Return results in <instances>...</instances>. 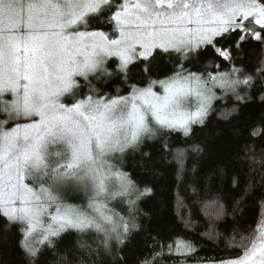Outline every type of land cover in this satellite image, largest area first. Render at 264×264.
I'll return each mask as SVG.
<instances>
[{"label":"snow or ice","instance_id":"snow-or-ice-1","mask_svg":"<svg viewBox=\"0 0 264 264\" xmlns=\"http://www.w3.org/2000/svg\"><path fill=\"white\" fill-rule=\"evenodd\" d=\"M257 48L254 75L243 65ZM110 58L112 71L104 67ZM101 76L120 78L128 94L121 86L102 94L94 83ZM257 79L264 93V0H0V217L5 233L18 225L25 264H264L260 225L231 229L237 259L199 255L205 242L223 240L217 221H235L248 197L264 192V145L255 144L264 119L230 162L239 171L225 164L204 177L216 191L199 241L165 244L147 232L137 241L145 231L137 202L152 189L140 191L122 170L145 139L161 141L166 156L170 135H190L217 99L231 94L237 103L224 118L238 115ZM229 180L231 212L222 191ZM81 195L86 206L66 202ZM117 198L127 216L109 206ZM180 219L191 227L183 211ZM141 245L151 252L138 253Z\"/></svg>","mask_w":264,"mask_h":264},{"label":"trees","instance_id":"trees-1","mask_svg":"<svg viewBox=\"0 0 264 264\" xmlns=\"http://www.w3.org/2000/svg\"><path fill=\"white\" fill-rule=\"evenodd\" d=\"M260 50L257 48L254 53H249L244 61L246 71L257 74ZM204 57H201L203 61ZM114 58L109 59L107 69L112 71L115 68ZM171 67V65H168ZM199 65H192L196 70ZM240 66V65H237ZM163 78V77H161ZM79 79V78H78ZM107 80L105 83L104 81ZM80 83H84L80 79ZM102 94H116L118 86H121L120 78L109 79L101 76L99 81H94ZM83 91H86L84 89ZM127 86H121L120 94H128ZM221 96V91L217 93ZM264 93L260 91V82L257 79L251 90L252 99L239 107V114L233 113L230 119L224 115L233 109L237 103L235 98L229 94L222 99L213 101V111L203 125H192L190 135L184 136L180 133H173L168 138L171 148L166 156L161 150V141L145 139L140 150L125 154L123 171L129 173L130 178L135 182L137 188L143 191L145 187L152 189V193L143 196L137 202L140 210L138 223L145 231L136 235V240L146 239L150 233L157 241L167 244L178 237L190 238L199 241L201 234L206 230L209 223L205 212L210 197L215 193L214 187L209 191L205 188L204 177L219 166L229 164V173L239 171V166L233 161L234 156L240 152L246 142L249 141V132L253 124H258L264 119V102L261 97ZM4 117L0 115V119ZM259 132V128H257ZM256 150L259 151L264 145V139L255 141ZM199 146L200 151H194ZM143 153H150L144 156ZM183 154L184 158L177 156ZM225 203L228 211L231 212V199L236 195L232 189L231 182L225 181L222 186ZM264 192L257 190L249 196L243 214H237L235 221L229 216L226 220L216 222L217 229L225 236L219 243L208 241L200 247L199 255L220 259H237L242 255V249L231 247V237L234 233L231 229L235 226L238 233L255 230L258 225L264 226V202L261 197ZM84 197L70 198L67 201L84 205ZM181 204L184 205L183 209ZM110 207L122 216L128 215V206L122 200L111 202ZM183 211L191 219V227L185 226L180 219ZM146 214V215H144ZM6 221L0 217V260L3 264H25L24 253L18 247L20 235L18 225H12L6 233L3 231ZM239 235L237 234V239ZM75 239L72 235L62 241V245H70ZM138 253H149L150 248L142 245L137 249ZM51 257L48 252L44 253L42 259Z\"/></svg>","mask_w":264,"mask_h":264},{"label":"rangeland","instance_id":"rangeland-1","mask_svg":"<svg viewBox=\"0 0 264 264\" xmlns=\"http://www.w3.org/2000/svg\"><path fill=\"white\" fill-rule=\"evenodd\" d=\"M111 59V58H110ZM109 61V60H108ZM108 61H107V63L104 65V67H106L107 68V65H108ZM154 90H156V91H161L162 92V90H160L159 88H157V89H154ZM215 91H216V93H218V92H220V89L219 88H217V89H215ZM127 95V94H126ZM10 98V97H9ZM194 105H195V99L193 98V100H192V106L194 107ZM115 200H121V199H119V198H117V199H115ZM115 200H111V201H109V206H110V204H111V202H113V201H115ZM67 203H71V202H69V201H66ZM73 204V203H72ZM86 204H87V201H86V199H84V206H86ZM37 238H39V237H37Z\"/></svg>","mask_w":264,"mask_h":264}]
</instances>
